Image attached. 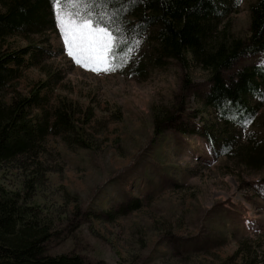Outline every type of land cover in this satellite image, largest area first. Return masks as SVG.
<instances>
[{"label":"rangeland","instance_id":"obj_1","mask_svg":"<svg viewBox=\"0 0 264 264\" xmlns=\"http://www.w3.org/2000/svg\"><path fill=\"white\" fill-rule=\"evenodd\" d=\"M253 2L241 0L223 20L228 39L248 37ZM30 45L40 49L2 97L38 92L43 110L31 115L61 109L74 129L46 137L36 157L1 164L0 185L31 194L29 204L53 219L47 255L91 264H264V169L244 156L245 146L264 142V100L252 122L225 126L202 104L209 73L190 54L186 69L169 61L140 79L76 65L56 25L0 41L3 50ZM254 65L264 67V54L238 60L226 75ZM172 113L155 135V118ZM202 129L227 139V152Z\"/></svg>","mask_w":264,"mask_h":264},{"label":"trees","instance_id":"obj_2","mask_svg":"<svg viewBox=\"0 0 264 264\" xmlns=\"http://www.w3.org/2000/svg\"><path fill=\"white\" fill-rule=\"evenodd\" d=\"M241 0H95L86 7L118 36L115 69L122 74L146 78L150 71L163 68L169 61L188 67L192 62L208 71V90L203 106L213 110L225 126L244 127L252 122L264 100V67H243L226 75L238 60L264 54V0L249 5V35L246 39H228L220 26L235 12ZM0 41L17 35L30 36L52 31L56 20L52 0H0ZM140 44V45H137ZM140 46V50L137 48ZM0 47V165L20 156L36 157L46 137L69 135L72 118L61 109L52 115L31 112L42 107L38 92L15 95L9 101L3 91L21 76L33 57L32 49ZM29 58V59H28ZM43 110V107L42 109ZM175 114L155 118L154 134L162 124L174 122ZM177 130L184 132L180 126ZM211 145L226 153L227 139H216L202 129ZM75 141L82 147L81 137ZM244 156L264 169V142L248 144ZM29 188L31 186H28ZM32 195L7 190L0 185V264H91L74 254L50 256L45 244L54 228L53 219L29 204ZM100 264V263H95Z\"/></svg>","mask_w":264,"mask_h":264},{"label":"snow or ice","instance_id":"obj_3","mask_svg":"<svg viewBox=\"0 0 264 264\" xmlns=\"http://www.w3.org/2000/svg\"><path fill=\"white\" fill-rule=\"evenodd\" d=\"M95 0H52L64 50L78 66L99 73L115 70L118 36L86 7Z\"/></svg>","mask_w":264,"mask_h":264},{"label":"bare ground","instance_id":"obj_4","mask_svg":"<svg viewBox=\"0 0 264 264\" xmlns=\"http://www.w3.org/2000/svg\"><path fill=\"white\" fill-rule=\"evenodd\" d=\"M230 145V144H229Z\"/></svg>","mask_w":264,"mask_h":264}]
</instances>
